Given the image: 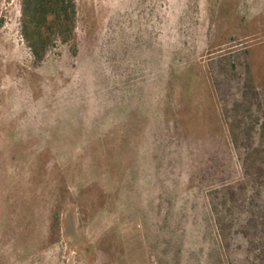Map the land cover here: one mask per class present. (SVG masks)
Segmentation results:
<instances>
[{
    "label": "rangeland",
    "instance_id": "obj_1",
    "mask_svg": "<svg viewBox=\"0 0 264 264\" xmlns=\"http://www.w3.org/2000/svg\"><path fill=\"white\" fill-rule=\"evenodd\" d=\"M0 0V264H264V0H75L35 64Z\"/></svg>",
    "mask_w": 264,
    "mask_h": 264
},
{
    "label": "trees",
    "instance_id": "obj_2",
    "mask_svg": "<svg viewBox=\"0 0 264 264\" xmlns=\"http://www.w3.org/2000/svg\"><path fill=\"white\" fill-rule=\"evenodd\" d=\"M75 20V0H21L20 35L35 64L57 42L72 41Z\"/></svg>",
    "mask_w": 264,
    "mask_h": 264
}]
</instances>
